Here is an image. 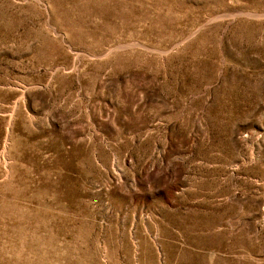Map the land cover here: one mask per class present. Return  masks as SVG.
Segmentation results:
<instances>
[{"label":"rangeland","instance_id":"1","mask_svg":"<svg viewBox=\"0 0 264 264\" xmlns=\"http://www.w3.org/2000/svg\"><path fill=\"white\" fill-rule=\"evenodd\" d=\"M0 264H264V0H0Z\"/></svg>","mask_w":264,"mask_h":264}]
</instances>
